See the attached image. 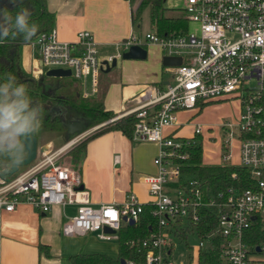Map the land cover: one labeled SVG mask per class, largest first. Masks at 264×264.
I'll return each mask as SVG.
<instances>
[{
    "label": "built area",
    "instance_id": "obj_1",
    "mask_svg": "<svg viewBox=\"0 0 264 264\" xmlns=\"http://www.w3.org/2000/svg\"><path fill=\"white\" fill-rule=\"evenodd\" d=\"M182 9L190 30L166 35L152 31L144 39L130 33L119 43L124 49L131 44H156L164 55L180 57V64L165 67L172 73L173 82L165 88L144 85L132 98V105L105 122L134 114L130 138L156 142L159 147L154 158L157 172L140 177L147 185L148 202L156 217L155 230L138 242L145 249L141 264H174L172 236L178 237L176 231L182 228L193 231L202 221L203 211H213L215 222L199 236L196 264L198 250L211 246L216 238L220 264H264V241L251 245L245 241L252 225L264 222V0H182ZM29 44L40 72L69 69L80 84L83 98L97 94L102 61L110 64L113 57H120L118 53L102 59L98 43L88 30L67 41L59 39L53 27ZM229 98H236L240 108L235 123L221 124L225 127L223 160L229 161L228 143L234 139L230 127H237L240 165L249 170L253 184L216 193L205 192L195 179L179 184L180 168L174 158L186 156L179 149L183 142L188 143V137H175L165 129L177 125L180 110ZM203 126L195 123L193 134L201 135ZM77 138L39 152L10 177H0V212L12 211L21 203L41 212L54 205L75 204L76 212L63 224V234L95 232L102 240L117 239L123 222L137 221L143 202L129 192L121 203L93 206L87 191L80 188V172L60 161ZM104 226L113 232L104 231ZM126 263L137 264L133 260Z\"/></svg>",
    "mask_w": 264,
    "mask_h": 264
},
{
    "label": "crops",
    "instance_id": "obj_2",
    "mask_svg": "<svg viewBox=\"0 0 264 264\" xmlns=\"http://www.w3.org/2000/svg\"><path fill=\"white\" fill-rule=\"evenodd\" d=\"M45 2L46 7L54 13L53 27L59 39L74 41L78 30L87 29L97 41L102 59L107 54H113L115 46L121 52L124 50L119 43L133 30V8L129 0ZM148 45L156 44H144L146 50ZM141 60L144 59H117L113 70H101L98 92L94 97L101 96L107 110L118 115L132 105V98L144 85L165 88L170 82L163 75L164 71L169 72L166 68L159 71L154 65ZM20 63L25 71L36 77L41 73L37 67L39 62L34 58V51L29 43L20 47ZM73 81L80 93L79 82L75 79ZM193 110H180L177 113V125L166 128L165 132H172L175 137H188L179 131L184 126H190L192 130L195 123H199L188 120L191 115L187 113ZM61 141L63 142L61 135L44 137L39 146L44 150H52L55 149L52 146L59 145ZM158 149L156 142L135 141L120 130H109L88 140L79 172L90 203L93 206L121 203L129 192L134 193L141 202H148L150 195L147 185L142 183L140 177L157 172L154 158ZM76 207L75 204L54 205L49 211L41 212L29 203H21L12 211L2 210L0 264H72L73 255L94 252L117 258V239H114V245L108 243L110 240L99 239L95 232L73 236L62 233L63 224L75 214ZM40 244L46 246L42 251L39 250Z\"/></svg>",
    "mask_w": 264,
    "mask_h": 264
},
{
    "label": "trees",
    "instance_id": "obj_3",
    "mask_svg": "<svg viewBox=\"0 0 264 264\" xmlns=\"http://www.w3.org/2000/svg\"><path fill=\"white\" fill-rule=\"evenodd\" d=\"M46 0H23L21 7L28 8L32 15L31 20L39 28L35 39L39 34L47 32L53 28L54 13L46 7ZM131 4L135 0H129ZM164 0H140L136 9L131 13L132 23L139 19L145 8L149 10V18L155 28V32L160 35L177 34L188 29V22L184 16L177 14H166L167 6ZM13 15L18 10L14 5H4ZM32 39V40H33ZM25 42L22 36L13 38L11 35L0 42V83L11 75L18 83H23L29 90V95L33 100L43 105V120L38 133H50L55 136H63V142L68 141L74 134H68L65 122L79 121L82 130H86L106 119L114 117L116 114L105 108L101 96L94 98H83L74 81L69 77L47 76L41 72L38 77L25 71L20 63V47ZM60 107L65 111L64 119L58 115H53L52 109ZM136 118L134 114H129L108 122L105 126L96 129L84 140L69 149L65 154L67 164L79 171V165L85 155L86 143L91 138L98 136L109 130H120L130 138L133 124ZM65 121V122H64ZM224 155L226 148L222 145ZM181 154H186L184 158H174V162L179 165V184L186 185L189 180L195 179L207 193H216L233 187L236 190L247 188L253 184L250 172L242 165L230 164L223 160L217 164H205L202 162L201 135L193 134L188 137V143L183 142L179 149ZM7 161L0 162V168L8 167ZM234 175V176H233ZM153 205L149 202L143 203V208L136 222L121 224L117 231L118 257L114 258L105 253H78L71 257L72 264H120V259L133 260L137 264L143 262L145 249L138 243L147 237L156 228V217L152 213ZM213 211L201 212V220L193 231L190 229H179L176 231L178 238L185 240L188 232L200 234L208 232L215 222ZM249 238H245L248 244H258L264 241V222L254 223L249 230ZM132 241L136 243H132ZM219 238H216L205 249H199L197 253V264H220L218 255ZM46 246L40 244L42 251ZM46 253L47 250H45Z\"/></svg>",
    "mask_w": 264,
    "mask_h": 264
},
{
    "label": "rangeland",
    "instance_id": "obj_4",
    "mask_svg": "<svg viewBox=\"0 0 264 264\" xmlns=\"http://www.w3.org/2000/svg\"><path fill=\"white\" fill-rule=\"evenodd\" d=\"M139 1L140 0H135L133 4H131L133 10L136 9ZM166 6H167V9L165 11L167 12L166 14L173 15L175 13L177 15L184 16V10L182 9V0H167ZM188 28H189L188 30H190L192 26L189 25ZM84 30L87 29H80L77 32ZM152 31H155V28L150 21L148 8H145L142 11L139 19L134 22L132 34L134 37H140V39H144L145 34ZM147 50H148L147 57L141 61L148 63L150 65H154L155 67L158 68L159 71L162 68L166 67V65H163L161 62V57L165 54V52L160 46L148 45ZM120 52L121 50L119 49V47L115 46V52L110 55L107 54L105 55V57L115 56ZM117 59L118 61L121 60V58H117ZM163 75H165V77H167L170 80V82H173L171 72L164 71ZM238 108H239L238 100L236 98H229L222 101H212V102L204 103L202 106H198L193 111L187 113L191 115L188 118L189 121H196L204 125L201 132L203 163L217 164L222 162V156L224 155V150L222 145L225 140V129H224L225 127H223L221 124L227 121L230 123H235L237 121ZM52 112L53 115H58L62 119L65 116V111L58 106L53 108ZM107 120L108 119L86 130H82L81 133H77L74 136H72L68 141H70L75 137L78 138L77 141L70 148H68V150L71 149L73 146L77 145L82 140H84L88 135H90L96 129L105 126L107 124L105 123ZM230 129L231 131L234 132V139H232L228 143L229 145L228 151L230 154L229 163L234 165H239L240 164V157L238 151L239 141L237 140V136H236L238 130L237 127L234 126H231ZM192 130L190 126H184L183 128L180 129L179 132H181V134H184V136L191 137L193 135ZM44 137L47 138L55 137V135L50 133L40 134V136L38 137V145H40L41 139ZM68 141L66 142L61 141L60 143H58L59 145H54V147L52 146V148H57L59 146H62ZM65 159L66 158H64L63 155L61 161L69 166V164H67ZM172 241H173V250L171 257L174 264H196V248L199 243V237L197 235L190 233L187 235L185 240L172 236ZM108 243L115 245L116 240L111 239Z\"/></svg>",
    "mask_w": 264,
    "mask_h": 264
},
{
    "label": "clouds",
    "instance_id": "obj_5",
    "mask_svg": "<svg viewBox=\"0 0 264 264\" xmlns=\"http://www.w3.org/2000/svg\"><path fill=\"white\" fill-rule=\"evenodd\" d=\"M18 10L13 15L0 8V42L10 35L22 36L30 42L39 26L31 20V11L21 7L23 0H9ZM43 105L33 100L23 83L9 75L0 83V162H20L26 141L39 132L43 120Z\"/></svg>",
    "mask_w": 264,
    "mask_h": 264
},
{
    "label": "water",
    "instance_id": "obj_6",
    "mask_svg": "<svg viewBox=\"0 0 264 264\" xmlns=\"http://www.w3.org/2000/svg\"><path fill=\"white\" fill-rule=\"evenodd\" d=\"M163 2L165 4L167 0H164ZM4 5L12 6L13 4H9V0H0V8H2ZM146 56H147V50L146 48H144L143 45L131 44L120 53L119 58L121 59H145ZM180 62H181L180 57H171V56H166V55L162 57V64L166 66L178 65L180 64ZM116 63H117V57H113L110 64L106 60H103L102 65H104V67L101 66V70L104 72L111 71L115 68ZM45 74L47 76H53V77H69L70 70L63 69V68H52V69L46 70ZM65 125L67 128L68 134L82 132V124L79 121L65 122ZM42 151H44V149H42V147L38 145V139L35 135H33L26 141V150H25L22 160L16 164L10 163L8 167L0 168V177L1 178L10 177L14 173H16L20 167L25 166L29 164L30 162H32L36 158L37 154ZM80 188H82V186ZM122 219L124 221L127 220L125 216H123ZM127 222L131 224L134 221L132 219H128ZM103 230L106 232H113V230L109 228L108 226H104ZM120 264H127V263L124 259L121 258Z\"/></svg>",
    "mask_w": 264,
    "mask_h": 264
},
{
    "label": "flooded vegetation",
    "instance_id": "obj_7",
    "mask_svg": "<svg viewBox=\"0 0 264 264\" xmlns=\"http://www.w3.org/2000/svg\"><path fill=\"white\" fill-rule=\"evenodd\" d=\"M9 4H11V3H9ZM11 6V5H10Z\"/></svg>",
    "mask_w": 264,
    "mask_h": 264
}]
</instances>
